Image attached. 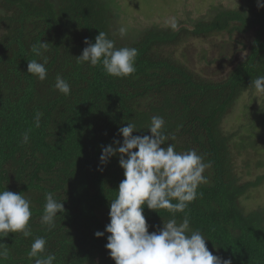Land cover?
I'll return each instance as SVG.
<instances>
[{
    "label": "trees",
    "instance_id": "1",
    "mask_svg": "<svg viewBox=\"0 0 264 264\" xmlns=\"http://www.w3.org/2000/svg\"><path fill=\"white\" fill-rule=\"evenodd\" d=\"M234 1V8L211 6L180 27L153 26L138 33L124 28L121 37L117 0H0V191L24 194L32 205V236L9 233L0 239L8 247L0 264H34L29 252L36 237L46 239L43 255H55L54 264H115L105 248L108 234H94L110 222L109 201L124 173L118 156L101 163L102 148L114 140L122 144L119 128L129 123L136 126L133 136H150L153 116L165 120L166 143L176 151L195 150L211 162L204 173L208 183L198 187L197 199L185 210L190 228L201 231L213 255L232 264H264V210L246 211L241 204L264 176L242 183L233 171L235 150L256 142L254 123L264 129V114L241 120L233 134L222 128L241 97L256 92L251 81L264 75V8L257 0ZM99 31L117 48L138 49L134 74L113 77L101 64L76 59L84 40L94 43ZM222 33L226 48L218 45L223 52L199 71L174 57L190 40ZM244 35L251 38L248 47L240 41ZM39 42L49 43L41 57L32 52ZM235 44L247 50L243 57L238 58ZM45 58L47 78L41 81L27 65ZM58 75L70 84L69 95L55 88ZM37 112L42 113L39 128ZM47 192L65 209L51 231L41 221ZM185 213H176L177 220ZM144 215L150 233L172 218L168 210L146 206Z\"/></svg>",
    "mask_w": 264,
    "mask_h": 264
},
{
    "label": "clouds",
    "instance_id": "2",
    "mask_svg": "<svg viewBox=\"0 0 264 264\" xmlns=\"http://www.w3.org/2000/svg\"><path fill=\"white\" fill-rule=\"evenodd\" d=\"M257 7L264 3L257 0ZM176 25L173 23L172 25ZM121 37L125 29L120 28ZM86 47L76 58L79 62H89L92 66L101 64L104 71L113 77H127L136 72L135 60L138 49L115 46V41L104 31H99L92 43L84 40ZM49 43L33 45L32 52L37 57L43 55ZM43 50V51H42ZM47 59L28 61L27 71L43 81L47 78ZM55 88L64 95L71 93L70 84L61 76L56 77ZM256 92L264 93V75L251 81ZM42 113L37 112L34 126L39 128ZM165 120L153 116L148 131L151 135L133 136L136 126L126 124L119 128L123 143L114 140L102 148L100 161L107 164L112 157H119V166L124 179L120 182L117 195L109 201V223L103 232L97 231L96 238L107 233L105 248L115 264H232L231 259L213 255L206 246L208 241L201 231L190 228V218L185 213L189 204L197 199V189L208 183L205 171L211 162L195 150L178 152L175 145L166 143L169 136L164 131ZM22 142H29V133L23 134ZM167 144V147L162 145ZM199 195H202L200 193ZM44 214L41 217L48 230L56 226V218L65 211L64 203L55 198L52 192L45 194ZM175 201V202H174ZM145 206L149 210H168L172 214L167 223L158 231L149 232L144 215ZM31 201L24 194L9 190L0 191V239L9 233L32 236L30 219ZM185 213L177 220L176 213ZM47 241L36 237L31 244L29 256L34 264H54L56 256L43 255ZM8 256V247L0 243V258Z\"/></svg>",
    "mask_w": 264,
    "mask_h": 264
},
{
    "label": "rangeland",
    "instance_id": "3",
    "mask_svg": "<svg viewBox=\"0 0 264 264\" xmlns=\"http://www.w3.org/2000/svg\"><path fill=\"white\" fill-rule=\"evenodd\" d=\"M117 2L122 10L119 28H126L131 33H138L153 26L169 28L173 27V23L180 27L188 19H197L203 16L211 6L231 9L238 4L234 0H117ZM248 35H244L240 39L247 47L251 41ZM228 43L226 33L205 40H190L176 50L174 57L177 56L180 62H185L194 71H199L206 67L208 60L217 59L223 52V49H220L218 45L226 48ZM234 49L236 52L239 51L238 54L240 53L238 58L243 57L247 52V50L241 51L242 46L239 44H235ZM183 51L184 54H182ZM211 67L209 70L212 71L214 66L211 65ZM244 111L250 112L251 117L245 116L242 113ZM258 113L264 114V93H247L238 101L234 111L225 118L222 128L224 132L233 134V131L237 132V124L241 120L254 121L253 119L258 117ZM254 134L259 137L255 136L256 142L254 144L249 143L250 140H248L243 148L234 152L233 171L242 183L255 181L257 177L264 176V129L257 122L254 123ZM233 142L232 146L238 147L236 145L238 142ZM241 201L246 211L264 210V181L258 187L250 188L245 199Z\"/></svg>",
    "mask_w": 264,
    "mask_h": 264
}]
</instances>
